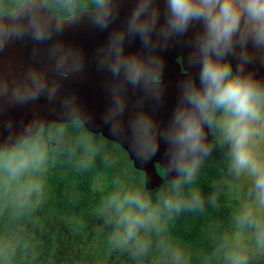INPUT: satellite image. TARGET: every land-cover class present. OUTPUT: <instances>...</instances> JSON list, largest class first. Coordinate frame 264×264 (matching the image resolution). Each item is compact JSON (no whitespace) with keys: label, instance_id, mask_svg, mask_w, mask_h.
<instances>
[{"label":"water","instance_id":"water-1","mask_svg":"<svg viewBox=\"0 0 264 264\" xmlns=\"http://www.w3.org/2000/svg\"><path fill=\"white\" fill-rule=\"evenodd\" d=\"M189 2L184 20L171 0H101L65 19L28 0L0 16V151L78 120L128 154L147 191L178 179L210 149L201 104L217 93L202 78L206 63L224 70L222 85L229 67L264 95V17L230 0L236 22L217 40L209 23L226 0H213L211 15L205 0Z\"/></svg>","mask_w":264,"mask_h":264},{"label":"trees","instance_id":"trees-1","mask_svg":"<svg viewBox=\"0 0 264 264\" xmlns=\"http://www.w3.org/2000/svg\"><path fill=\"white\" fill-rule=\"evenodd\" d=\"M3 1L8 0H0V14L14 10L24 0H11L9 4ZM46 1L61 18L93 9L99 3V0ZM230 82L237 81L226 67L223 85ZM251 95V104L264 109V95ZM225 106L216 99L211 106L201 104L211 129L209 152L192 161L178 179L153 191L145 189L144 173L134 168L119 145L89 133L78 120L72 124H53L13 151H0V165L9 175L25 162L35 163L43 158L45 182L40 202L25 203L20 208H0V264H92L96 259L110 258L105 239L87 241L88 229L96 226L107 212L132 221L146 219L157 232L162 227L170 239L168 247L179 240L185 252L192 253L190 259L198 256L208 260L198 264H235L230 260L234 250L229 247V256L223 249L222 228L215 240L203 231L200 221L191 224L186 213L195 200L197 188L200 191L196 194L216 198L222 194V182L218 180L225 177L232 160L222 127ZM158 171L164 174L162 168L158 167ZM209 184L213 185V192ZM100 241L99 252H93ZM83 246L85 251L73 256ZM71 259L75 262L71 263Z\"/></svg>","mask_w":264,"mask_h":264},{"label":"flooded vegetation","instance_id":"flooded-vegetation-1","mask_svg":"<svg viewBox=\"0 0 264 264\" xmlns=\"http://www.w3.org/2000/svg\"><path fill=\"white\" fill-rule=\"evenodd\" d=\"M26 1L28 0L22 1L14 10L4 12L0 16L14 12ZM42 1L49 4L54 14L51 4L46 0ZM10 2L11 0L3 1V4H9ZM99 3L93 9L84 10H95ZM55 16L58 17L57 15ZM252 108L255 112L258 111L256 112L258 114L245 117L241 123L248 128L249 132H252L251 135L254 138H259L264 134V124H262L264 122V109L254 105H252ZM228 111L229 107L225 106L222 127L224 129L225 146L232 152L233 143L228 133L230 130L229 124L238 120L239 117L237 114H228ZM230 163L225 170V177L218 180L222 182V194H219L220 196L216 194L217 198L214 195L209 197L201 193L196 194L197 190L200 191L197 188L194 191L195 200L193 199L194 201L191 202V205H188L186 213L190 218L191 224L196 225L200 221L203 231L205 230L204 232L207 236L213 237L215 240H217V233L222 228L225 240L223 249L227 251L229 256V247L234 250L235 253L230 260L235 262V264H264V258L260 252L264 245V219H262L258 210L251 208L252 203L255 201L262 204L261 200L256 197L257 194L259 196L262 195L261 189H255L257 194L253 197H248L245 194V190L239 185V179L232 177ZM209 181L211 182V180ZM209 189L213 192V185L209 186ZM103 216L107 218L103 217L102 220L97 221L96 226L88 229L90 236L87 241H91V239L97 241L100 237L105 239L109 244L106 246L110 247V258L104 260L96 259L91 262L92 264H198L208 261L199 259L198 256L190 259L191 255L185 252L179 240H176L177 242L172 245L170 243L168 247L167 243L170 242V239L164 229L159 227V232L155 231L151 222L146 219L138 218L134 222L122 216L118 217L114 212H107ZM109 241H112V243ZM100 244H102L101 241L96 242L94 250L93 246L91 250L95 253L99 252L97 246ZM170 246L173 247L171 248ZM82 251H85L84 246L79 248V253L73 251L75 253L73 256L77 257ZM75 260L71 259V263H74Z\"/></svg>","mask_w":264,"mask_h":264},{"label":"rangeland","instance_id":"rangeland-1","mask_svg":"<svg viewBox=\"0 0 264 264\" xmlns=\"http://www.w3.org/2000/svg\"><path fill=\"white\" fill-rule=\"evenodd\" d=\"M253 98V96L251 95ZM255 112V111H254ZM258 112V111H256ZM255 114H258L256 113ZM228 114H235V111L229 108ZM259 118V117H258ZM264 124V122L262 123ZM231 125L229 124V135L233 143L232 151V177L238 178L239 185L245 190V194L249 196L256 195L255 189L260 188L262 195L257 194L260 202H253L251 208H255L259 211L262 219H264V186H260L258 181L264 178V134L259 138H254L252 132L246 139V142L242 148V151L248 158V164L240 166L236 161V142L235 137L231 131ZM44 165V159L41 158L38 162H25L22 168L12 171L11 175L5 171L0 165V208H20L22 204H33L40 202L43 193L45 192L44 173L41 169ZM101 182V181H100ZM264 242V241H263ZM259 250V249H258ZM190 255L189 251H186ZM261 255L264 258V245L262 246Z\"/></svg>","mask_w":264,"mask_h":264},{"label":"clouds","instance_id":"clouds-1","mask_svg":"<svg viewBox=\"0 0 264 264\" xmlns=\"http://www.w3.org/2000/svg\"><path fill=\"white\" fill-rule=\"evenodd\" d=\"M205 3L209 5V14L211 15V5L213 0H205ZM171 6L173 12L181 19L184 20L193 11L192 5L189 0H171ZM232 4L230 0H226L220 13L211 16L209 29L210 34L215 38L219 39L221 36L226 35L230 32L232 26L236 22V16L230 11ZM249 11L254 19L260 21L264 17V0H249ZM225 75L224 70L214 66L211 63H206L202 78L209 81L210 87L216 90V101L219 104H223L233 109L238 120L234 121L231 125V131L235 137L237 154L236 161L240 166L248 164V158L242 151V148L249 135L247 127L243 126L242 120L249 116L255 115V112L250 104L251 92L249 89L242 86L239 82H230L226 85H222L221 81ZM188 135L193 134V129L188 128ZM260 186H264V178L258 181Z\"/></svg>","mask_w":264,"mask_h":264}]
</instances>
